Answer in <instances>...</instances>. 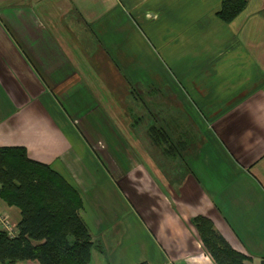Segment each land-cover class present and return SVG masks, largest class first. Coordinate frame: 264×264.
Wrapping results in <instances>:
<instances>
[{"label":"crops","instance_id":"0c3cea01","mask_svg":"<svg viewBox=\"0 0 264 264\" xmlns=\"http://www.w3.org/2000/svg\"><path fill=\"white\" fill-rule=\"evenodd\" d=\"M221 2L0 0V147L27 148L78 190L103 240L91 234L102 251L90 264H216L199 215L263 263L264 0L229 24ZM134 88L153 96L144 115ZM154 125L178 154L152 142ZM141 178L149 204L124 214L109 192L129 182L135 198ZM0 213L18 229V207L0 197Z\"/></svg>","mask_w":264,"mask_h":264},{"label":"trees","instance_id":"16d2710c","mask_svg":"<svg viewBox=\"0 0 264 264\" xmlns=\"http://www.w3.org/2000/svg\"><path fill=\"white\" fill-rule=\"evenodd\" d=\"M248 3L222 0L217 16L232 23ZM154 126L152 142L170 144L164 153L178 154L165 128ZM0 197L22 215L17 235L0 229V264H90L93 251H102L80 214L84 202L78 190L51 165L32 159L27 148L0 147ZM192 223L216 264H248L249 258L216 231L212 219L199 215Z\"/></svg>","mask_w":264,"mask_h":264},{"label":"rangeland","instance_id":"374dc122","mask_svg":"<svg viewBox=\"0 0 264 264\" xmlns=\"http://www.w3.org/2000/svg\"><path fill=\"white\" fill-rule=\"evenodd\" d=\"M147 37H149V36H147ZM153 42V41H152ZM141 60H143V61H145L146 60V58H144L143 56H141V58H140ZM145 71H146V73L144 74V76H146L147 77V73H148V71L146 70V69H144ZM126 74V73H125ZM129 78H130V76L129 75H127ZM143 76V77H144ZM137 83V82H136ZM133 92H134V94L135 95H137L138 97H139V99H140V102L139 103H141V105H139L140 107H141V110H142V113L141 114H143L144 115V113L146 112V109L144 108V106H142V102H141V100L143 99V101L144 102H146V104H147V107L148 106H150V107H153V96L152 97H149L150 96V91H148V90H145L144 88L142 89V88H134V90H133ZM125 93H127V92H125ZM122 95V94H121ZM123 97V96H122ZM121 96L119 97V99H123ZM135 98H137L136 96H135ZM135 101H139L138 100V98L137 99H131L130 97L129 98H127V96H126V102L123 100V102L125 103V106H126V103H127V107L129 108V107H132V105H134V104H136L135 103ZM151 109V108H150ZM149 109V111L151 112V110ZM153 111V110H152ZM148 120H146L145 122H147ZM75 122H77V121H75ZM145 122L143 123V125H142V128H141V132L142 133H144V131H145V129L147 128V127H145ZM160 126V125H159ZM144 139L143 138V136H140V139ZM101 140H103V139H101ZM150 140V139H149ZM149 140L148 139H144L143 140V143H146L147 145H148V147L150 148V150H152L151 149V147H153V146H150V144H148L149 143ZM148 142V143H147ZM151 143V142H150ZM105 145V142H101V145ZM93 151V150H92ZM153 154H151V156L153 157V155L154 156H157L158 155V153L156 152V151H151ZM175 163H177V162H175ZM165 168V167H164ZM175 171H177V170H175ZM182 171V170H181ZM105 172V171H104ZM110 179L111 178H113L112 176H108ZM147 183L148 182H146V180L144 179V178H141V180H140V183L137 185V188L140 190V192L139 193H136V195H135V198H130L127 194H124L123 195V191H122V189H123V187L124 186H129V182H125V184H121L119 187L118 186H116V189L114 190V193L112 194V191H110L109 193H110V195H112L113 196V200H114V203L116 202V206L118 207V209H120V210H125L124 211V214H131L130 212H132V211H137V208L139 207V206H141V207H146L148 204H149V198H148V200L146 201V202H144V201H142L141 199H143V198H141L140 197V194L141 193H144V194H146L145 193V189L147 188ZM141 198V199H140ZM105 211V210H104ZM123 215V214H122ZM140 216V215H139ZM146 216H145V214H144V212H142V216H140V218L144 221L146 218H145ZM120 220H122V218H121V216H120V218H119ZM88 225V224H87ZM11 228H16L15 226H13V227H11ZM135 228H137V226L135 227ZM90 229V232H91V234L94 236V238H96V237H98V239L99 240H101L102 242H103V240H102V234L100 233V234H95V231H94V229H93V227L91 226V228H89ZM105 229L106 230H109V232L107 233V232H105V231H103V237H105V239L108 241V242H110V243H117V236L115 235V234H113V233H116L117 231H115V230H113V229H110L108 226H106L105 227ZM98 235V236H97ZM136 235L138 236V237H142V236H145V234H144V232L142 231V230H139L137 233H136ZM109 250V249H108ZM108 250H107V252H108ZM110 260H112V258H109Z\"/></svg>","mask_w":264,"mask_h":264},{"label":"built area","instance_id":"2783aa9c","mask_svg":"<svg viewBox=\"0 0 264 264\" xmlns=\"http://www.w3.org/2000/svg\"><path fill=\"white\" fill-rule=\"evenodd\" d=\"M0 226L4 229L7 230L12 236L18 234V230L16 228H11L13 227L10 222L7 221L4 215L0 213Z\"/></svg>","mask_w":264,"mask_h":264}]
</instances>
